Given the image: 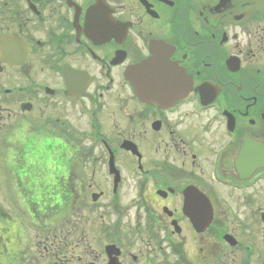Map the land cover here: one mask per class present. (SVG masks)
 <instances>
[{
  "label": "flooded vegetation",
  "instance_id": "obj_1",
  "mask_svg": "<svg viewBox=\"0 0 264 264\" xmlns=\"http://www.w3.org/2000/svg\"><path fill=\"white\" fill-rule=\"evenodd\" d=\"M0 191V264H264V0H0Z\"/></svg>",
  "mask_w": 264,
  "mask_h": 264
},
{
  "label": "rangeland",
  "instance_id": "obj_2",
  "mask_svg": "<svg viewBox=\"0 0 264 264\" xmlns=\"http://www.w3.org/2000/svg\"><path fill=\"white\" fill-rule=\"evenodd\" d=\"M84 123V120H80L79 121V125H80V127H83V124ZM81 142V144H82V146H87V143L85 142V141H80ZM87 152V151H86ZM93 152V155L95 156V155H97L98 154V149L95 151V150H93L92 151ZM119 156H120V161H121V164H122V166H124L125 167V165H126V163H125V161H123L122 160V158H121V151L119 150L118 151V153H117ZM85 156V155H84ZM87 158L86 157H82L81 158V160L79 161V163H87ZM120 164V165H121ZM79 166H81V165H79ZM83 167V166H82ZM27 178H28V182H30V183H34V184H36V183H40L42 180H41V175H39L38 173H33V174H27ZM20 200V197L17 199L16 198V196H9V199H8V201H7V203L8 202H10L11 203V205H12V209L10 208V207H8L3 201H4V199H3V201H2V199H1V197H0V206L6 211V212H12L13 211V209L14 208H18L19 209V204H18V201ZM27 206V208L29 209V207H30V212L33 214L34 213V211H32L31 209H32V205H30V203H27L26 205H24V206H20L21 207V210L24 212L25 211V207ZM27 210V209H26ZM18 212V211H17ZM19 213V215L21 216V215H23V213H20V212H18ZM17 216V215H16ZM33 226L31 225L30 227H29V230L31 229H33L32 228Z\"/></svg>",
  "mask_w": 264,
  "mask_h": 264
},
{
  "label": "water",
  "instance_id": "obj_3",
  "mask_svg": "<svg viewBox=\"0 0 264 264\" xmlns=\"http://www.w3.org/2000/svg\"><path fill=\"white\" fill-rule=\"evenodd\" d=\"M154 64L153 62V59H149L145 62H143L142 64L136 66L134 69H133V72H136V71H144V70H152V65ZM145 77V78H149V77H146L142 74H132V76H130V80L133 82V84L135 85V88L138 89V86H139V79ZM152 77V76H151ZM153 78V77H152ZM139 91V90H138ZM137 91V92H138Z\"/></svg>",
  "mask_w": 264,
  "mask_h": 264
}]
</instances>
